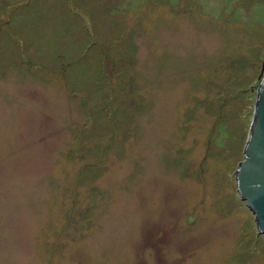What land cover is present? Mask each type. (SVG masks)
I'll list each match as a JSON object with an SVG mask.
<instances>
[{"label":"rangeland","instance_id":"obj_1","mask_svg":"<svg viewBox=\"0 0 264 264\" xmlns=\"http://www.w3.org/2000/svg\"><path fill=\"white\" fill-rule=\"evenodd\" d=\"M263 78L264 0H0V264H264Z\"/></svg>","mask_w":264,"mask_h":264},{"label":"water","instance_id":"obj_2","mask_svg":"<svg viewBox=\"0 0 264 264\" xmlns=\"http://www.w3.org/2000/svg\"><path fill=\"white\" fill-rule=\"evenodd\" d=\"M244 155L238 164L237 188L255 214L259 231L264 233V78L258 89Z\"/></svg>","mask_w":264,"mask_h":264}]
</instances>
